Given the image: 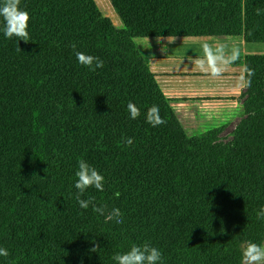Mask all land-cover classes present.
Here are the masks:
<instances>
[{"label": "trees", "instance_id": "obj_1", "mask_svg": "<svg viewBox=\"0 0 264 264\" xmlns=\"http://www.w3.org/2000/svg\"><path fill=\"white\" fill-rule=\"evenodd\" d=\"M109 2L119 28L94 0H20L30 38L19 45L0 17V264H117L144 243L159 264H241L248 242L264 243V54L231 64L250 84L221 140L223 126L185 130L135 39L183 27L264 43V0ZM72 45L104 67L82 66ZM152 105L166 121L155 128ZM80 160L104 177V191L80 199L119 209L123 223L79 206Z\"/></svg>", "mask_w": 264, "mask_h": 264}, {"label": "clouds", "instance_id": "obj_2", "mask_svg": "<svg viewBox=\"0 0 264 264\" xmlns=\"http://www.w3.org/2000/svg\"><path fill=\"white\" fill-rule=\"evenodd\" d=\"M0 17L3 18V32L6 38H17L18 45L20 41L27 43L29 40V20L30 16L27 11L20 8V0H3L0 5ZM74 51L76 46L72 45ZM18 50H20L18 46ZM203 58H195L192 63L202 72H210L213 77L220 76L227 68L239 58V49L233 47L230 51L225 45H220L215 48L205 44L203 46ZM78 62L85 67L95 70L103 68L104 62L99 57L85 54L80 51H75ZM94 66V67H93ZM247 75L250 78L254 72L251 69H246ZM242 85L250 84V79L245 80L240 77ZM128 110L132 119H136L140 115V110L132 103H128ZM146 122L152 127L163 125L166 121L160 116L158 105H152L146 112ZM125 143L133 144L132 138H125ZM78 178L75 183V188L78 190L77 201L82 209H87L90 205L93 210L101 215H105L106 219H116V223H123L120 219L121 213L119 209L113 208L110 212L107 206H95L92 199H80V196L89 188H95L98 191H104V177L86 161L80 160L78 163ZM119 197V193H116ZM258 219H264V208L258 213ZM90 251H97V248H92ZM9 252L5 248H0V256L7 257ZM117 264H159L162 259V253L150 243H144L142 246L133 245L130 250L124 253L117 254L113 257ZM241 264H264V246L248 242L244 247Z\"/></svg>", "mask_w": 264, "mask_h": 264}, {"label": "crops", "instance_id": "obj_3", "mask_svg": "<svg viewBox=\"0 0 264 264\" xmlns=\"http://www.w3.org/2000/svg\"><path fill=\"white\" fill-rule=\"evenodd\" d=\"M99 10H114L109 0H94ZM102 5L104 8H101ZM115 12V11H114ZM116 13V12H115ZM104 14V13H103ZM116 16L120 21L119 16ZM197 26V25H195ZM211 25H205L208 28ZM176 36L164 35L156 37L136 38L135 43L143 51V54L150 60V69L163 93L171 98L176 94H183L187 97L210 95L237 96L244 90L240 77L243 76L241 66H229L220 76L213 77L210 72L200 71L192 61L195 58H203V46L205 44L213 48L225 45L230 51L233 47L239 49V56L263 54L251 52L253 49L249 44H259L246 42L243 36H191L188 32L190 28H176ZM134 31V30H133ZM173 31L169 30L168 32ZM167 32L165 29L162 33ZM167 32V33H168ZM166 33V34H167ZM187 34V35H185ZM264 44V43H263ZM167 70V71H162ZM166 73L167 80L163 83L156 73Z\"/></svg>", "mask_w": 264, "mask_h": 264}, {"label": "rangeland", "instance_id": "obj_4", "mask_svg": "<svg viewBox=\"0 0 264 264\" xmlns=\"http://www.w3.org/2000/svg\"><path fill=\"white\" fill-rule=\"evenodd\" d=\"M100 6L104 8L102 5ZM102 11L116 27H121L114 10L111 9L107 11V9H102ZM248 47L253 49L251 52L264 54L263 43L249 44ZM167 72L156 73V75H159L157 77L162 83L164 79L167 80ZM208 94L210 95H193L190 97L186 95L183 96L182 93L176 94V96L173 97L177 101L175 104L177 107H174V110L178 113L185 130L190 135L203 133L206 130L223 126L220 139L228 140L231 131L241 119V94L236 97L214 95V92ZM262 246H264V243Z\"/></svg>", "mask_w": 264, "mask_h": 264}]
</instances>
